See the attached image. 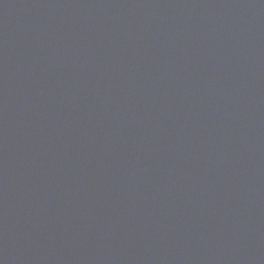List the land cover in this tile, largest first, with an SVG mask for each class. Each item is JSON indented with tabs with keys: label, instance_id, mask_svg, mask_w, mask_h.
I'll return each instance as SVG.
<instances>
[{
	"label": "water",
	"instance_id": "obj_1",
	"mask_svg": "<svg viewBox=\"0 0 264 264\" xmlns=\"http://www.w3.org/2000/svg\"><path fill=\"white\" fill-rule=\"evenodd\" d=\"M0 264H264V0H0Z\"/></svg>",
	"mask_w": 264,
	"mask_h": 264
}]
</instances>
